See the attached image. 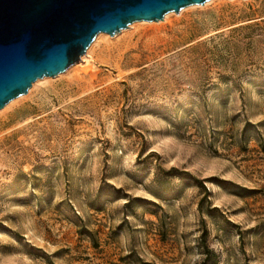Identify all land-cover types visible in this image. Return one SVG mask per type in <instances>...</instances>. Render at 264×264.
I'll list each match as a JSON object with an SVG mask.
<instances>
[{"label": "rangeland", "instance_id": "374dc122", "mask_svg": "<svg viewBox=\"0 0 264 264\" xmlns=\"http://www.w3.org/2000/svg\"><path fill=\"white\" fill-rule=\"evenodd\" d=\"M129 28L0 111V264H264V0Z\"/></svg>", "mask_w": 264, "mask_h": 264}, {"label": "water", "instance_id": "95a60500", "mask_svg": "<svg viewBox=\"0 0 264 264\" xmlns=\"http://www.w3.org/2000/svg\"><path fill=\"white\" fill-rule=\"evenodd\" d=\"M211 0H0V111L82 61L101 33L160 22Z\"/></svg>", "mask_w": 264, "mask_h": 264}, {"label": "trees", "instance_id": "16d2710c", "mask_svg": "<svg viewBox=\"0 0 264 264\" xmlns=\"http://www.w3.org/2000/svg\"><path fill=\"white\" fill-rule=\"evenodd\" d=\"M202 202L203 201H201V204H202ZM203 205V204H202ZM201 205V206H202ZM202 208V207H201ZM212 210H216V208H214V209H212ZM201 242L203 243V247H204V250H205V252H206V256H207V260H205V262L206 261H208V262H210V261H212L213 262V264H215L217 261V254L213 251V250H211V249H209V247L207 246V244H206V242H207V235L204 233V235L202 236V238H201ZM204 262V263H205Z\"/></svg>", "mask_w": 264, "mask_h": 264}, {"label": "bare ground", "instance_id": "6f19581e", "mask_svg": "<svg viewBox=\"0 0 264 264\" xmlns=\"http://www.w3.org/2000/svg\"><path fill=\"white\" fill-rule=\"evenodd\" d=\"M168 15H171V13L168 14ZM166 16H167V15H166ZM166 16H165V17H166ZM102 34H104V33H101L100 35H102ZM82 58H83V57H82ZM44 79H45V78H44ZM41 80H42V79H41ZM37 82H38V81H37ZM37 82H36V83H37ZM22 97H23V96H22ZM22 97H19V99L22 98ZM17 99H18V98H17ZM15 100H16V99H15ZM13 101H14V100H13ZM10 103H11V102H10ZM10 103H9V104H10Z\"/></svg>", "mask_w": 264, "mask_h": 264}]
</instances>
